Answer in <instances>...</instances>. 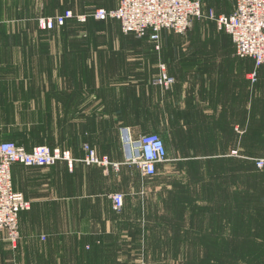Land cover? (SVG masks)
I'll list each match as a JSON object with an SVG mask.
<instances>
[{
  "label": "rangeland",
  "instance_id": "374dc122",
  "mask_svg": "<svg viewBox=\"0 0 264 264\" xmlns=\"http://www.w3.org/2000/svg\"><path fill=\"white\" fill-rule=\"evenodd\" d=\"M199 1L205 15L190 30H218L209 11L221 14L232 10L234 3ZM116 3L0 0L6 28L23 31L22 47L0 53V61L7 63L0 73L7 81L0 85V142L12 141L27 150L39 145L81 148L87 129H112L113 95H119L120 104L130 95L135 122L144 129L158 127L161 66L169 73L177 54L191 57L190 48L125 33L117 19L90 15L81 22L74 16L52 28L42 23L67 11L91 14ZM212 53L213 49L204 60L211 56L213 60ZM175 83L162 89L170 90ZM252 90L249 84V94ZM252 111L241 146L237 144L230 157L191 149L192 129H182L177 141L162 138L168 160L153 177L125 184V204L127 199L141 209L135 217L143 224L142 232L139 225L136 228L143 243L137 248L140 262L135 264H264V165L258 166L264 161V128H256L261 123ZM94 136L104 142L101 133ZM107 139L109 145L117 144L111 134ZM18 165L32 168L29 174L44 176H37L44 180L36 188L55 189L57 184L46 180L55 175L46 172L50 167ZM84 168L91 187L98 169ZM14 181L16 185L15 173Z\"/></svg>",
  "mask_w": 264,
  "mask_h": 264
},
{
  "label": "crops",
  "instance_id": "0c3cea01",
  "mask_svg": "<svg viewBox=\"0 0 264 264\" xmlns=\"http://www.w3.org/2000/svg\"><path fill=\"white\" fill-rule=\"evenodd\" d=\"M234 6L235 0L232 10L224 13H231ZM6 22L0 14V53L18 49L23 44V31L7 29ZM161 39L164 46L168 40L175 41V46L190 48L193 53L191 57L177 54L175 64L168 66L176 83L166 91L160 86L158 127H141L134 120L130 95H125L127 100H122L123 104H120L119 95H113L112 129H87L81 148L70 150L74 157L82 159L86 155L83 148L87 143L100 156H108L118 163V169L87 166L79 161L71 172L62 161L46 171L55 173L46 177L47 181L57 184L55 189L43 190L36 188V184L44 180L37 176H44L29 174L32 168L24 169L15 163L12 166L14 186L31 201V207L19 215L20 237L15 244L0 231V264L140 262L137 248L142 246L143 237H137L136 228L139 225L142 232L143 224L138 223L139 218L135 215L141 209L131 206L126 199L124 207L115 210L111 199L115 190L126 196L125 184L133 180L140 183L144 177L136 166L125 162L123 129H128L133 138L149 132L176 141L182 129H192L191 149L206 150L214 157H230V151L237 149V144L241 146L242 134L249 127V111L253 110L254 119L261 123L255 125L256 128H264V64L257 68V80L253 83L249 79L255 69L253 59L236 55L235 45L226 31L189 29L180 34L163 30L159 41ZM207 49L210 52L205 51ZM211 49L213 60L211 56L205 61L208 57L205 54L210 56ZM6 65L5 61H0V73ZM6 82L0 74V85ZM249 84L254 90L250 94ZM99 133L104 135V142L95 138L94 134ZM109 134L112 142L117 144L109 145ZM85 166L98 169V177L91 187Z\"/></svg>",
  "mask_w": 264,
  "mask_h": 264
},
{
  "label": "built area",
  "instance_id": "2783aa9c",
  "mask_svg": "<svg viewBox=\"0 0 264 264\" xmlns=\"http://www.w3.org/2000/svg\"><path fill=\"white\" fill-rule=\"evenodd\" d=\"M90 15L97 20L117 19L125 33L149 36L151 40L158 42L163 30L184 34L205 13L199 0H118L117 6L112 9L99 7L91 14L80 15L67 11L63 15L43 19L42 23L44 27L52 28L56 24L63 25L68 18L74 16L79 21L86 22ZM208 17L216 22L219 29L230 35L238 57L253 59L255 69L249 74V79L255 83L257 68L264 64V0H235L231 13L216 15L210 10ZM157 82L168 89L176 79L162 65ZM123 140L125 162L136 166L145 177H153L158 166L168 160L166 144L157 133L133 138L128 129H123ZM83 149L86 155L78 159L70 149L39 145L27 150L12 141L0 142V231L5 233L11 243L15 244L20 237V213L31 207V201L14 186L12 166L19 163L27 167H50L63 161L72 172L76 163L81 161L87 166L119 168L118 163L108 156H100L89 144L85 143ZM263 165L264 161L258 163L259 167ZM111 199L115 210L124 207L123 193H113Z\"/></svg>",
  "mask_w": 264,
  "mask_h": 264
}]
</instances>
